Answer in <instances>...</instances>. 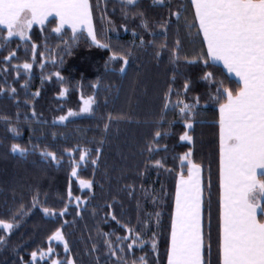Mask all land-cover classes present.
I'll use <instances>...</instances> for the list:
<instances>
[{
	"label": "snow or ice",
	"instance_id": "1",
	"mask_svg": "<svg viewBox=\"0 0 264 264\" xmlns=\"http://www.w3.org/2000/svg\"><path fill=\"white\" fill-rule=\"evenodd\" d=\"M153 4L167 12L156 21L155 26L138 0H120L121 18L125 24L123 31H129L126 27L128 21L139 20L144 34L133 31V41L119 48L113 46L107 36L104 42L99 39L94 10L100 5H94L92 0H0V97L9 99L17 108L21 105L31 107L30 118H21L17 112L14 118L0 115V121L14 138L21 136V124L29 127L31 133L34 131L31 124L43 123L38 119L34 103L41 96V91H30L32 73L37 65L43 77L42 83L54 78L61 84L67 83L60 71L44 76L47 57L51 56L44 33H55L61 39L70 33L71 43L65 42L67 48L84 38L92 46L110 52L104 65L106 72L121 74L124 78L128 76L130 64L137 59V51L151 49L157 61L167 55L172 65H179L182 59L186 64H202L201 80L210 88L204 99L208 103L214 102L218 108L215 264H264V0H187V6L179 0L175 5L170 0H153ZM107 10L108 4L105 3L100 9L101 21ZM181 21L187 34H194L200 41L194 60L183 55L182 40L179 38ZM107 23L106 31H114L113 21L109 19ZM49 24L55 27L50 28ZM174 25L177 26V38L169 44V33ZM154 27H158L159 33L150 30ZM34 28L38 29L35 35ZM21 52L26 56L23 62L18 56ZM42 55L45 58L40 63ZM63 62L61 59L60 64ZM217 64L222 65V69L215 68ZM53 67H56L55 61ZM139 69L140 65L136 64L135 70ZM217 76L223 78L217 79ZM230 78H235L234 82ZM21 80L24 83L20 84ZM176 80L177 73L174 72L162 96L161 112L150 122L154 128L151 139L144 143L140 153L147 157V161L143 164V171L137 169L136 175L143 177L152 169L163 170L170 175L175 173L174 210L169 213L166 264H212L213 185L210 166L206 183L205 166L193 158L192 150L173 156L172 168L166 166V160L155 158L161 151H168V146L161 148V144L170 135L165 130L172 127L167 120L170 111L176 112L184 127L179 140L194 147L196 122L198 119L202 122L201 112L208 106L201 105L200 95L190 96L193 84L188 77H184L179 89L173 87ZM226 82L232 86H226ZM16 84H19L20 90L14 86ZM21 92L24 99H19ZM67 94V88L60 91L61 96ZM95 105V96L82 98V107L60 115L58 122L64 123L81 115L95 117ZM127 119L126 113H108L102 117V122L97 125L100 138L88 142L93 147L77 145L59 155L55 151L39 152L49 165L63 167L67 164L69 184L66 195L60 197L59 209L47 206V200L42 199L40 191L33 188L27 204L21 200L16 207L0 214V251L15 253L13 264H83L81 256L75 254L67 232L77 218L82 219V214L89 211L92 200L96 198L95 180L82 178V169H91L94 177L104 163V148L112 126ZM31 139L30 136V142ZM8 151L26 160L39 151V146L32 143L29 148L12 143ZM73 182L78 183L81 190H87L84 196L89 199L73 194ZM138 187L142 198L153 205V211H141V205L137 203L135 219L122 222L118 217L124 213L118 209H122L123 205L111 196V202L105 203L102 208L97 205L99 211H92L91 214L99 220L96 238L100 242L98 245L89 234L91 243L84 254L91 258L92 264H160L157 230L162 227V214L155 208L162 206L167 193L163 185L159 191L155 188L149 190L143 183ZM100 188L103 190V184ZM120 191L134 197L137 186L124 184ZM12 194L15 201L14 190ZM36 210L44 217L55 218L58 226L49 231L43 244L31 251L26 261L19 254V248L12 247L11 238L22 222ZM110 222H114L122 234L103 231L102 226ZM137 249L149 253L151 261L148 255L136 256ZM206 249L208 259L205 258Z\"/></svg>",
	"mask_w": 264,
	"mask_h": 264
},
{
	"label": "trees",
	"instance_id": "2",
	"mask_svg": "<svg viewBox=\"0 0 264 264\" xmlns=\"http://www.w3.org/2000/svg\"><path fill=\"white\" fill-rule=\"evenodd\" d=\"M93 4H99V8L94 10V24L101 42L105 41L107 36L109 42L116 47L123 48L133 41L132 32L135 31L144 34L140 27V21H128L126 27L129 31H123L125 26L120 12V0H92ZM141 9L146 12L147 16L155 26L156 21L167 14L166 9L159 5H154L153 0H138ZM173 5L177 0H170ZM180 3L187 6V0H179ZM108 4V10L103 13L104 20L101 21L102 15L100 9ZM54 19V18H52ZM113 21L114 31L107 32L108 20ZM183 21L180 22L181 28L179 38L182 40L183 55L188 59H195V53L199 50L195 41L183 29ZM48 27H55L49 24ZM176 25L173 26L172 32L169 33L168 43L171 44L176 39ZM159 33L158 27L150 29ZM38 31L33 29V34ZM48 39V48L51 50V56L47 57L48 64L44 70V76L54 71H60L67 83L61 84L58 81H46L42 83L43 77L41 70L37 65L32 73L30 82V91H41V96L34 101L35 109L38 113V119L43 123H33L31 128L34 130L30 133L29 127L20 125L21 136L14 138L6 130L5 124L0 121V214L6 213L8 208L16 207L22 200L27 204L30 199V190L36 188L42 194V199L47 200V206L60 208V197L65 196L69 184L68 167L65 163L63 167L43 160L39 152L48 150L55 151L58 155L65 149L71 150L77 145L93 147L88 143L94 139H99L97 135V125L102 121L101 118L108 113H126L128 119L121 121L112 126L111 134L108 137V143L104 148V163L100 169L92 175L91 169H82V178L93 179L97 187L95 188L96 198L92 200L88 212L82 214L83 218H77L73 227L68 228L67 232L71 245L75 249V254L81 256L83 264H92L91 258L84 253L87 251L91 241L88 239L89 234L96 239V225L99 220L91 213L93 210L99 211L96 206L103 207L105 203L111 202L109 197H114L121 201L123 208L118 209L124 215V220H134L137 215L136 205H141V211H153L150 202H146L139 191V185L144 184L146 188L153 187L157 191L161 185L167 193L158 208L162 214V227L157 230L159 237V258L160 264H166V238L170 224L169 213L174 210V192H175V173L169 174L163 170L152 169L143 177H137V169L143 171V164L147 157L141 155V150L146 141L151 139L154 128L151 121L158 118L162 109V96L169 86L172 74L177 73V80L173 87L179 89L184 77H188L193 84L190 96L200 95L201 105L208 104L201 112V120H197L196 128L193 133L195 145H188L186 142L179 140V135L184 131L180 118L174 111H170L167 120L172 123L171 128L165 130L170 133L161 144L168 146V151H161L156 155L158 160H166L167 167L172 168V157L192 150L193 158L205 166L204 178L207 183L208 168H211V180L213 185V239H212V264L216 262L215 251V215H216V184L218 172V125L209 120L211 113L217 112L218 108L215 103H208L204 97L210 91L209 86L201 80V74L204 66L199 63L186 64L183 59L179 65H172L168 62L165 55L157 61L152 56V50L137 51L135 63L130 64L127 78L121 74H111L106 72L104 65L108 61L110 52L104 49H98L91 45L90 41L85 42L80 38L78 44L71 45L67 48L66 43L70 44L69 35H60L55 33H44ZM146 39L148 37H145ZM162 39V37H161ZM200 42V41H199ZM14 47V45H13ZM66 49V51H61ZM20 62L26 59L21 52L18 53ZM44 55L41 56L40 63L44 62ZM63 59V64L60 60ZM53 61L56 67H53ZM136 64L140 65L137 71ZM215 68L222 67L215 65ZM223 76H217L222 79ZM232 79V78H230ZM234 82V79H232ZM11 83V80L9 81ZM24 83L23 80L19 82ZM19 89V84L14 85ZM226 86H232L226 82ZM63 88L68 89L65 99L61 98L60 91ZM90 96L96 97L95 117L83 116L71 119L64 124L53 123L57 121L60 115H66L67 111H78L81 107V99ZM23 92L19 99H24ZM173 99H175L173 97ZM19 112L21 118L31 117V107L21 105L17 108L9 99L0 97V115H7L14 118V114ZM32 137L31 142L29 137ZM12 143H19L22 146L31 147L32 143L39 146V151L29 156L26 160L20 158L18 154H10L8 149ZM126 158V159H125ZM123 170V171H121ZM107 173V177L105 176ZM74 180V178H73ZM103 184V190L100 185ZM124 184H134L137 186V192L134 197H129L121 190ZM13 190L15 191V201L13 200ZM74 195L84 196L79 184L72 183ZM207 196V192H205ZM207 207V205H206ZM101 215L103 213H100ZM207 217V213H205ZM71 219V217H68ZM54 226H58L55 218L44 217L39 210H36L27 217L21 224L19 230L12 236V247L19 248V254L29 259V253L40 247L46 240L47 234ZM103 231H115L117 235L122 234L114 222L102 226ZM207 231V229H205ZM61 250V249H58ZM150 251V250H149ZM136 256L148 255L151 261L152 256L149 253L136 250ZM205 258L208 259L207 249ZM16 254L11 250L0 251V264H13Z\"/></svg>",
	"mask_w": 264,
	"mask_h": 264
},
{
	"label": "rangeland",
	"instance_id": "3",
	"mask_svg": "<svg viewBox=\"0 0 264 264\" xmlns=\"http://www.w3.org/2000/svg\"><path fill=\"white\" fill-rule=\"evenodd\" d=\"M50 19H52V18H50ZM191 37H192V39L195 41V45L197 46V48L200 49V42H199V39L196 38V37L194 36V34H193ZM52 62H53V60H52ZM61 98H62V99H65L66 96H61ZM84 99H87V98H84ZM81 107H82V99H81ZM81 107H80V108H81ZM83 116H88V115H81V116L73 117V118H70L69 120L74 119V118H78V117H83ZM69 120H68V121H69ZM58 121H59V119H57V123H59ZM66 122H67V121H66ZM66 122H64V123H66ZM64 123H59V124H64ZM152 188H153V187H149L148 189L151 190ZM83 191H87V190H83ZM162 202H163V201H162ZM152 206H153V205H152ZM159 207H160V206H157V207L155 208V210H156V211H159V210H158Z\"/></svg>",
	"mask_w": 264,
	"mask_h": 264
},
{
	"label": "crops",
	"instance_id": "4",
	"mask_svg": "<svg viewBox=\"0 0 264 264\" xmlns=\"http://www.w3.org/2000/svg\"><path fill=\"white\" fill-rule=\"evenodd\" d=\"M217 65L220 66V67H222V65H219V64H217ZM232 79H235V78H232ZM217 119H218V111L217 112H214V113H211L209 115V120L210 121L217 123Z\"/></svg>",
	"mask_w": 264,
	"mask_h": 264
}]
</instances>
